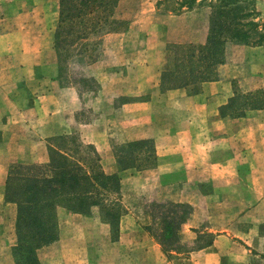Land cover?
I'll return each mask as SVG.
<instances>
[{
    "label": "crops",
    "instance_id": "1",
    "mask_svg": "<svg viewBox=\"0 0 264 264\" xmlns=\"http://www.w3.org/2000/svg\"><path fill=\"white\" fill-rule=\"evenodd\" d=\"M196 11L160 19L167 26L160 33L148 29L147 12L140 9L126 20V32L106 34L104 55L86 67L98 90L88 93L90 120L83 123L85 94L61 71L55 46L59 0H0V264H16L17 205L6 202L12 166L47 164L49 139L75 134L78 126L84 129L85 142L101 156L104 170L120 174L124 201L160 190L163 198L193 207L184 228L207 223L198 233L213 234V244L193 251L185 261L264 264V256L253 252L258 250L253 245H264V109L250 110L243 117L221 113L236 91L264 93V45L230 43L218 80L203 83L195 94L190 88L163 92L160 82L169 65L168 45L206 42L208 31L189 30L188 23L203 22L204 15ZM138 31L144 33L142 40ZM146 139L154 141L157 167L119 171L112 144ZM70 214L72 221L87 218ZM140 214L144 221L137 243L143 239L163 256L161 246L145 230L150 216L142 208ZM125 218L124 233L136 224L130 214ZM65 229L60 227L56 243L38 251L41 264H77L75 245H61ZM49 250L58 253L50 261Z\"/></svg>",
    "mask_w": 264,
    "mask_h": 264
},
{
    "label": "trees",
    "instance_id": "2",
    "mask_svg": "<svg viewBox=\"0 0 264 264\" xmlns=\"http://www.w3.org/2000/svg\"><path fill=\"white\" fill-rule=\"evenodd\" d=\"M120 1L59 0L60 20L55 46L62 72L67 69V59L73 56L67 53L68 50L82 57H93L92 46L99 42L91 44L92 38L128 30L129 22L116 17ZM208 1L210 13L206 42L168 45L169 65L160 82L163 92L190 88L195 94L203 83L218 80V69L226 63L230 43L264 45V22L256 21L259 15L253 1L177 0L171 12L179 15L185 10L202 7ZM81 81L88 86L93 82L91 78ZM258 109H264L262 91L246 95L236 91L221 113L243 117L248 111ZM48 142L47 164L14 165L8 177L6 202L17 205V244L13 248L16 264H41L38 251L59 240L60 209L84 216L97 211L101 222L110 226L115 240L126 213L122 204L121 176L104 170L102 158L92 144L84 143L78 134L53 137ZM113 153L119 171L142 172L158 165L153 140L116 145ZM149 208L151 224L146 230L164 253L190 254L213 244L212 235L208 242L196 249H188L182 243V228L193 213L189 204L154 202Z\"/></svg>",
    "mask_w": 264,
    "mask_h": 264
},
{
    "label": "rangeland",
    "instance_id": "3",
    "mask_svg": "<svg viewBox=\"0 0 264 264\" xmlns=\"http://www.w3.org/2000/svg\"><path fill=\"white\" fill-rule=\"evenodd\" d=\"M161 2V5L158 6V2ZM253 1L255 8L258 13V18L256 21L264 22V0H250ZM177 0H121L119 7L116 11V17L119 19L128 20V18H134L140 9H143L147 12V17L149 21L147 22V27L149 30L152 29V32L155 30H159L160 33H164L167 30V26L164 22L160 23L159 20L172 14L171 10L176 5ZM208 3L203 5L202 7H196L195 9H199L196 13L202 14L203 22L201 24L194 25L193 22L188 23L189 30L193 32V30H197L201 33L208 31V22H209V13L210 8ZM194 10V9H193ZM184 12V11H183ZM176 15V14H174ZM195 17V16H194ZM154 18V20H153ZM159 22V24H158ZM129 27V25H128ZM109 34V33H106ZM103 34L102 36H95L92 38L93 42H99L98 45L92 46V54L93 57H86L76 55L77 53L69 52L70 58L67 59L66 65L67 69H64V75L68 76L74 84L79 87L82 94H85L84 97V105L87 109H85L82 113V119L80 122H88L90 120V105H91V95L90 90L96 92L98 89L96 81L90 82L89 86L82 84L81 80L86 78L89 79L90 77L86 74V67L94 64L98 60H100L102 55H104V51L106 48L103 47V37L106 35ZM138 36H141L139 39L142 40V36L144 35L143 32H137ZM137 43V42H136ZM170 44H180V43H170ZM169 44V45H170ZM182 44V43H181ZM139 45V43H137ZM67 49V48H66ZM71 77V78H70ZM70 82V81H69ZM82 126H78V130L74 133L78 134L80 138L84 141V143L89 144L84 138V131ZM49 143V142H48ZM116 145L121 144H112V149ZM107 167V171H108ZM109 174V173H108ZM122 179V178H121ZM160 190L152 193V196L149 195L147 197H139L137 195L133 197H128L123 200V192L121 191L122 195V204L125 210V215L121 219V223L123 218H125L128 214H130L131 221L135 224V228L133 230H127V232H122V226L120 225V233L118 234V238L115 240L111 234V228L109 226L110 231L106 226L105 223L101 222L98 218V213L95 211L91 216H87L84 220L72 221V217L70 213L65 211H59V222L60 227H66L64 235H63V243L61 245H75V257L74 259L77 261V264H135L139 260H142L146 264H154V260L158 263L160 259L163 260H174V264H190L185 259H188L191 255L190 254H177V253H164L163 256L160 254V250L156 249L155 245H145L144 240L142 239L141 243L138 244L140 237H142V231L140 229V223H143L142 214H140L141 208L145 210V212L149 215V207L154 202H167L174 200H170L167 198H163V195L158 194ZM177 203V202H176ZM150 216V215H149ZM140 218V220L138 219ZM151 219V217H150ZM126 221V218H125ZM151 224V221H150ZM149 224V225H150ZM207 223L199 222L195 227L184 228L185 232L180 234L181 241L184 243L188 249H196L197 247L201 246L205 242H208L211 239V235L214 238L213 234H201L198 233L206 227ZM126 226V224L124 225ZM148 226V225H147ZM145 226V230L146 227ZM191 230V231H188ZM195 230V231H194ZM110 232V233H109ZM148 232V231H147ZM194 232V233H193ZM149 233V232H148ZM150 234V233H149ZM108 235V236H107ZM210 235V236H209ZM151 236V235H150ZM194 237V238H193ZM106 244V245H105ZM58 245V244H57ZM257 247V251L254 250L253 252L257 255L260 254L264 256V245H253ZM141 249V250H139ZM145 250V251H144ZM71 248L69 249L68 254L71 252ZM149 251V255H148ZM58 255L57 251H51L46 253V257H48L49 261ZM255 256V255H253ZM71 258V257H70ZM263 257H259L262 259ZM255 260H257L255 258Z\"/></svg>",
    "mask_w": 264,
    "mask_h": 264
}]
</instances>
